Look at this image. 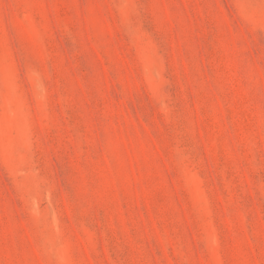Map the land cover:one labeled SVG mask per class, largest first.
<instances>
[{
	"label": "rangeland",
	"instance_id": "obj_1",
	"mask_svg": "<svg viewBox=\"0 0 264 264\" xmlns=\"http://www.w3.org/2000/svg\"><path fill=\"white\" fill-rule=\"evenodd\" d=\"M0 264H264V0H0Z\"/></svg>",
	"mask_w": 264,
	"mask_h": 264
}]
</instances>
